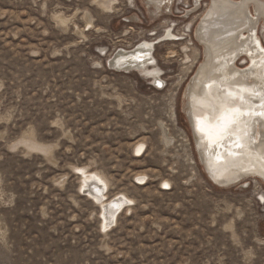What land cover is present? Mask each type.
<instances>
[{
	"label": "rangeland",
	"instance_id": "1",
	"mask_svg": "<svg viewBox=\"0 0 264 264\" xmlns=\"http://www.w3.org/2000/svg\"><path fill=\"white\" fill-rule=\"evenodd\" d=\"M205 2L159 19L143 0H0V264H264V182L213 185L182 110ZM142 42L163 87L106 65ZM74 167L132 200L108 230Z\"/></svg>",
	"mask_w": 264,
	"mask_h": 264
},
{
	"label": "bare ground",
	"instance_id": "2",
	"mask_svg": "<svg viewBox=\"0 0 264 264\" xmlns=\"http://www.w3.org/2000/svg\"><path fill=\"white\" fill-rule=\"evenodd\" d=\"M143 1L147 9L153 11L152 14L159 19L171 14L175 3V0ZM202 1H206V6L192 33L199 61L193 66L181 90L182 110L190 127L194 150L207 178L220 189L240 184L246 187L249 179L264 182V159H261L264 153V120L259 115L241 125L242 131L226 135L216 143L209 141L206 131H200L201 128L207 129L210 114L222 96L229 92L244 96L253 111L259 113L264 110L261 97L249 95L251 91L260 93L264 89V44L258 34L259 29L264 31V0H190L187 15L200 11ZM102 7L109 9V3ZM174 36L173 31L163 32L155 44L173 42ZM154 45L142 42L129 51H117L110 59V65L119 71H137L150 75L154 87H163L160 74L149 67L154 62ZM186 58L188 62L184 71L187 74L192 61L188 55ZM241 59H244V64L238 65ZM245 133L246 146L236 147L240 136ZM19 144L43 155H47L50 149L29 138L21 140ZM142 150L143 144L136 145L137 158L141 156ZM73 169L78 173L81 191L100 207L102 230H108L117 214L122 208H128L132 200L120 194L108 199L109 181L105 175L96 171L89 172L85 167ZM143 180V176L138 179Z\"/></svg>",
	"mask_w": 264,
	"mask_h": 264
},
{
	"label": "snow or ice",
	"instance_id": "3",
	"mask_svg": "<svg viewBox=\"0 0 264 264\" xmlns=\"http://www.w3.org/2000/svg\"><path fill=\"white\" fill-rule=\"evenodd\" d=\"M243 91L249 92L248 89ZM249 95H258L262 100V107H264V89L260 93L251 91ZM247 109V110H246ZM259 115L264 120V110L259 113L253 111L246 98L239 93L233 94L231 92L223 95L219 104L214 108L210 114L209 126L207 129L201 128L200 131L205 132L211 143H216L223 139L226 135H231L238 131H242L241 125L246 124L247 120ZM214 121V123H212ZM247 144L246 133L240 136V142L236 143V147H245ZM264 159V153L261 155Z\"/></svg>",
	"mask_w": 264,
	"mask_h": 264
},
{
	"label": "built area",
	"instance_id": "4",
	"mask_svg": "<svg viewBox=\"0 0 264 264\" xmlns=\"http://www.w3.org/2000/svg\"><path fill=\"white\" fill-rule=\"evenodd\" d=\"M106 65H107V67H111L113 70H115V71H117L118 69H116V68H114V67H112L111 65H110V60H109V62H107L106 63ZM136 183V185H139L140 186V182H135ZM167 189L168 188H164L163 186L161 187V190L162 191H167Z\"/></svg>",
	"mask_w": 264,
	"mask_h": 264
}]
</instances>
